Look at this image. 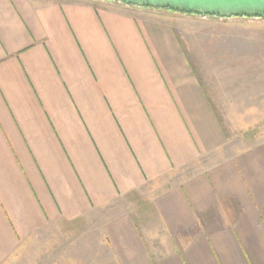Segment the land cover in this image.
Here are the masks:
<instances>
[{
	"label": "crops",
	"instance_id": "obj_1",
	"mask_svg": "<svg viewBox=\"0 0 264 264\" xmlns=\"http://www.w3.org/2000/svg\"><path fill=\"white\" fill-rule=\"evenodd\" d=\"M177 15L0 0V264L96 220L97 264H264V140L229 150Z\"/></svg>",
	"mask_w": 264,
	"mask_h": 264
},
{
	"label": "rangeland",
	"instance_id": "obj_2",
	"mask_svg": "<svg viewBox=\"0 0 264 264\" xmlns=\"http://www.w3.org/2000/svg\"><path fill=\"white\" fill-rule=\"evenodd\" d=\"M170 23L234 140L229 150L264 140V20L177 15ZM98 225L99 220L52 227L27 242L20 264H97L108 255Z\"/></svg>",
	"mask_w": 264,
	"mask_h": 264
},
{
	"label": "water",
	"instance_id": "obj_3",
	"mask_svg": "<svg viewBox=\"0 0 264 264\" xmlns=\"http://www.w3.org/2000/svg\"><path fill=\"white\" fill-rule=\"evenodd\" d=\"M199 18L264 20V0H101Z\"/></svg>",
	"mask_w": 264,
	"mask_h": 264
}]
</instances>
